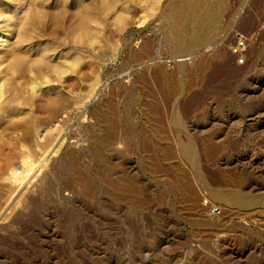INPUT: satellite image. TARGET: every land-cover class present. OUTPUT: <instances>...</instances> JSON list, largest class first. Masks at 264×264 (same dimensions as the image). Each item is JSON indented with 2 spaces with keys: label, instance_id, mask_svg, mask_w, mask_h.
Masks as SVG:
<instances>
[{
  "label": "rangeland",
  "instance_id": "1",
  "mask_svg": "<svg viewBox=\"0 0 264 264\" xmlns=\"http://www.w3.org/2000/svg\"><path fill=\"white\" fill-rule=\"evenodd\" d=\"M125 1L28 3L30 57L84 75L0 125V264H264V0Z\"/></svg>",
  "mask_w": 264,
  "mask_h": 264
},
{
  "label": "bare ground",
  "instance_id": "2",
  "mask_svg": "<svg viewBox=\"0 0 264 264\" xmlns=\"http://www.w3.org/2000/svg\"><path fill=\"white\" fill-rule=\"evenodd\" d=\"M29 1L0 0V36H2L0 38V69L3 67L0 71V125L6 124V129H9V125L16 126L19 122L26 121L29 117L26 111L33 104L40 109H49L54 118L62 123L65 122L66 115L63 113H68L65 108L69 99L63 91L74 93L80 82L79 77L84 75L81 71H75V77L68 78L66 67L51 65L46 61L45 51H40L34 58L30 57L29 52L35 47L37 40L32 39L28 31L29 25L39 15L29 14L27 10ZM130 1L139 2L141 7H145L143 0H126V5L128 2L132 3ZM96 7L104 6L101 3ZM23 11L25 14L18 17L19 12L21 15ZM57 19L63 20L60 17ZM92 20L93 2H89L81 11L70 14L69 30L72 34L78 33L75 35L76 41H82L84 36H88L90 40L93 39ZM148 44L145 39L142 43L143 48L148 47ZM161 75L166 76L164 73ZM26 93H30L29 98H26ZM113 111L110 108L105 115V122L111 127L116 124ZM1 137L2 141L6 140L3 136ZM5 143L7 146L8 141ZM2 144L0 141V145ZM54 146L51 151L54 150ZM14 162L12 167L10 166L11 169L9 168V173L7 172L10 175H5L7 176L5 179L9 180L17 173L16 168L19 163ZM217 196L220 200H224V196Z\"/></svg>",
  "mask_w": 264,
  "mask_h": 264
}]
</instances>
